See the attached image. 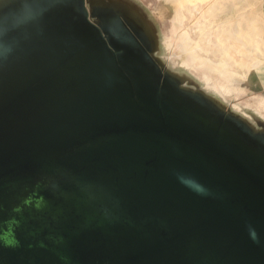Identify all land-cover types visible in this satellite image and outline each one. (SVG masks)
<instances>
[{
  "label": "water",
  "instance_id": "1",
  "mask_svg": "<svg viewBox=\"0 0 264 264\" xmlns=\"http://www.w3.org/2000/svg\"><path fill=\"white\" fill-rule=\"evenodd\" d=\"M84 46L80 43L60 54L54 51L44 58L47 62L43 59L32 66L39 68L38 72L43 70L41 75L21 93L9 97L1 108L5 117L0 119V191L15 182L3 183L1 177L16 174L15 169L30 159L53 155L56 160L50 167L77 170L79 182H85L86 189L94 193L88 202L96 199L105 204L114 168L120 181L125 173L136 172V182L130 185L146 187L142 183L145 167L136 155L150 150L151 158L163 156L167 162H150V190H145L150 206L163 212L167 222L172 219L180 224L182 218L188 226L170 237L178 242L174 244L177 249L169 252L182 255L183 260L189 257L186 264H192L190 256L198 245V256L207 254L209 264H264V158L258 157V161L217 127L213 131L211 125L188 111L184 113L186 109L178 104L166 102L159 89L152 94L137 79L128 84L122 71L113 70L115 58L98 59L90 53L74 62L72 58ZM60 83L63 86L50 95L49 90ZM32 88L37 92L28 91ZM96 120L105 126L136 125L133 161L123 157L115 163L88 162L98 151H115L111 144L85 149L79 143L83 141L80 130L87 128L80 126ZM91 138L93 143L99 139ZM117 150L118 155L125 156L121 146ZM5 212L9 209L0 210V220ZM194 231L198 238L191 234ZM136 264L140 263L136 260Z\"/></svg>",
  "mask_w": 264,
  "mask_h": 264
},
{
  "label": "flooded vegetation",
  "instance_id": "2",
  "mask_svg": "<svg viewBox=\"0 0 264 264\" xmlns=\"http://www.w3.org/2000/svg\"><path fill=\"white\" fill-rule=\"evenodd\" d=\"M106 1L129 12L130 17L135 21L131 24L133 33L128 31L119 19H113L117 26L113 30L115 34L138 42L146 52L145 61H139L134 51L131 53L136 62L124 58L118 61V55H125V51L121 46L112 48L117 60V64L113 66L116 73L122 71L128 84H132L131 80L135 79L141 81L152 94L159 89L162 99L170 104H178L182 109H186L184 113L188 111L202 122L207 120L210 107L219 111L220 115L216 116L211 124L212 130L218 128L238 145L260 159L264 158V127L259 126L260 120L257 124L251 123L235 110L230 108L231 111L220 105L214 99L216 97L209 96L188 76L181 78L177 72L169 68L164 59H161V50L159 51L153 43L152 25L141 14H134L131 11L129 1L124 0V3L120 0ZM93 19L97 24L105 22L95 14ZM106 29L103 27L101 30L109 38L113 31ZM160 42L159 40V46H161ZM143 43L147 45V49ZM120 49L122 53L118 54L116 50ZM125 63L129 65L133 63L137 67L133 74L122 68ZM140 66L144 67V70L140 71ZM155 76L157 80L154 79ZM97 122L96 120L90 125L80 126L87 128L80 130L84 142L79 141V143L85 149L111 144L115 151H98L88 162L115 163L123 160V157L127 162L133 161L135 154L133 155L132 152H137L132 150L133 131L136 125L128 123L116 127L97 124ZM91 137H99V139L93 143L89 141ZM119 146L122 153L126 152L125 156L117 154ZM149 153L150 150L147 152L145 149L143 153L139 152L136 155L137 161L142 162L145 167L142 183L146 187L130 185L136 182V172L125 173L123 181H120L114 168L113 176L108 179L112 187L108 197L105 198V204L96 199L88 202V198L94 193L86 189L85 182H79V177L76 176L77 170L67 171L61 166L50 167V163L56 160L53 155L47 154L49 158L30 159L25 163L27 165L15 169L16 174L1 177L3 183H8L12 179L15 182L9 183L13 187L11 193L0 192L5 196L9 193L13 194L15 199L21 195L23 201L18 206L0 202L1 211L9 209L0 220V264H136V260L140 264L188 263L189 257L184 261L182 255L169 252L177 249L174 244L178 242V239L172 241L170 237L178 236L188 226L183 224L182 218L180 224L172 219L167 222L165 219L167 216L163 212L153 210L150 206L149 194L145 191L147 188L150 190L148 187L151 176L148 170L150 162L162 164L167 162L163 156L155 155L151 158ZM169 163L176 164L173 161ZM141 189L146 192V196L142 197L144 191ZM168 215L170 217L172 213ZM174 218L177 216L175 215ZM194 226L195 224L189 227ZM191 234L194 238L199 237L195 231ZM190 237L185 238L189 240ZM195 250V254L190 256V262L209 264L206 262L207 254L198 256V245ZM166 254H169V258L165 257Z\"/></svg>",
  "mask_w": 264,
  "mask_h": 264
},
{
  "label": "bare ground",
  "instance_id": "3",
  "mask_svg": "<svg viewBox=\"0 0 264 264\" xmlns=\"http://www.w3.org/2000/svg\"><path fill=\"white\" fill-rule=\"evenodd\" d=\"M63 1L57 6L36 4L23 6L20 8V14L24 16L23 20L21 21L22 17L19 18L20 22L17 23L16 28L8 32L9 37L6 35L3 39L1 38L0 46L2 43L10 42L11 39L14 42L12 44L14 49V45L26 41L32 62L27 68H22L23 66L17 67V72L9 78L5 86L0 88V108L4 107V102L9 97L22 88L24 83L22 76L28 73L27 69L30 70L32 66H36L54 51L60 54L62 50L69 49V47L75 48L84 41V38L88 35L87 33H91V25L93 23L94 27L102 26H100L101 28L99 27V30L103 27H117L114 21L109 19H105L103 24L94 22L93 14L89 12L90 0ZM162 1H171L169 6L170 9L172 8L170 14L172 23L169 34L165 35L166 38L159 34L161 54L165 55L166 39L170 38L172 29L175 32L180 27V63L197 70L204 79H199L185 67L183 69L184 73L198 83L202 90L209 95L216 97L222 102L229 101L228 99L233 94L235 95L241 91L244 82L241 80L245 79L248 71L262 63V59L256 56V53L264 56V18L262 15L255 13L246 16V14L239 12L237 16H226L213 23V20L219 17L231 3L233 4L234 0H189L191 9L199 14L195 23L186 26L185 23L183 24V17L187 0ZM170 9H167L168 12H170ZM84 11H87V18L85 19L82 18ZM235 32L240 35H234ZM101 33L103 37L108 38V35L102 30ZM241 37L249 44L247 47ZM90 47H94V49L92 48L93 52H90ZM123 50L125 55H118V61L124 58L136 62L131 50L124 48ZM116 52L121 54L122 49L116 50ZM90 53H94V56L98 59L103 57L116 58L111 48L96 42L81 50L72 59L74 62H79ZM15 56L17 58L21 57L19 53H16ZM15 56L14 62H17L18 59H15ZM236 65L240 66L243 71L239 72V68ZM122 68L132 74L137 69L133 63L130 65L125 63ZM228 106L251 123L257 124V121L260 120L257 116L260 106L257 104L254 105L255 110L253 109L252 114H250V111L241 110L236 103ZM261 112L264 113L263 111Z\"/></svg>",
  "mask_w": 264,
  "mask_h": 264
},
{
  "label": "rangeland",
  "instance_id": "4",
  "mask_svg": "<svg viewBox=\"0 0 264 264\" xmlns=\"http://www.w3.org/2000/svg\"><path fill=\"white\" fill-rule=\"evenodd\" d=\"M120 1L123 2L124 0H120ZM128 1L130 4L129 7H130L131 11L134 14H138V15L141 14L144 17V19L149 24L152 25L153 43L156 44L157 49L160 51L161 46H159V40H160L159 34L162 35V37H165L166 34H169V30H170L171 23H172L171 19H170L171 18L170 14H171L172 8L170 9V6H169L171 1H168V2H164L162 0H128ZM158 1H159V3H158ZM63 2H64L63 0H0V43H1V38L3 39L6 35H7V37H9L8 32H11L12 30H14L16 28L17 23L20 22L19 18L22 17L21 21L23 20L24 16H23V14H20L21 13L20 8H22L23 6H29L31 4L46 5V6H51V5L57 6ZM263 6H264V0H234L233 4L231 3L227 8H225L224 12H222L219 15V17H217L213 20V23H215L216 20H218V19L221 20L226 16H230V17L237 16V15H239V12L246 14V16H248L250 14H255V13L261 14L264 16ZM164 7H165V9H164ZM168 8L170 9V12H168V10H167ZM89 9H90L89 12L97 15L102 20H105V19L113 20L115 18L119 19L120 22H122L128 28V31H132L134 33V30H133L131 24L135 21L130 17V13L125 11V10L120 9L119 7L114 5L112 2H109V1L105 2V0H90ZM84 12L85 13H83L82 18L85 19V18H87V15H86L87 11H84ZM198 14L199 13L197 11H194L193 9H191L190 2H189V0H187L186 1V7H185V14L183 17V24L185 23L186 26L192 25L193 23H195L196 19L198 18ZM24 20H26V19H24ZM74 21H76V20H74ZM88 21H90V20H88ZM243 23H244V21H243ZM134 24H136V23H134ZM89 25H91V24H89ZM93 25H94V23L91 25L92 26L91 27V29H92L91 33L86 32L88 35H87V37L84 38V41L82 42L86 45V46H84L83 49L87 48L88 46H91L92 43H96V42L100 43L102 46L104 45L107 48H111V49L112 48L116 49L117 46L118 47L121 46V48L134 51L139 61H141V60L145 61L146 60V52L144 51L145 49H143L138 42H133V41H131L130 38H124V37L117 36L118 34H115V32L113 31L115 27H113V28L109 27L113 31L112 36H110L109 38L103 37L101 30H99V27L101 25L99 27H97V26L94 27L95 25L94 26ZM109 28H107L106 30L109 31ZM179 31H180V27H178L175 32L172 29V32L170 34V38L168 40L166 39V48L164 50L165 55L163 56L161 54V56H162L161 59L162 60L164 59L166 64H168L169 68L172 71L177 72L181 78H185L184 76L186 74L183 71V69L185 67V68L189 69V71L194 73L199 79H204V77L197 70H193L188 65H184V64L180 63V54H179V36H180V33H179ZM176 32H178V33H176ZM236 34H238V33L235 32L234 35H236ZM238 35H240V34H238ZM241 39L244 41V44L247 47L249 45L247 43V41L243 37H241ZM12 44H14V42L10 39V42L8 41L5 43H2L0 46V88L5 86L6 83L9 81V78H11L17 72V67L23 66L22 68H27L28 65L31 64V62H32L31 61L32 57H31V54H30V51L28 49L26 41H22L16 45H14L15 49H14V47H12ZM143 46L147 49V45H145L143 43ZM92 48L94 49V47H92ZM92 48L90 47V52H93ZM16 53H19L21 55V57L17 58L15 56ZM14 56H15V59H18L17 62H14ZM47 60L48 59H44L42 62H47ZM236 66L239 68V72L243 71V69H241L240 66H238V65H236ZM140 67H141V69H140V71H141L144 67H142V66H140ZM38 69L39 68H37V67L32 68L31 71H29L28 73H26L23 76L24 77V81H23L24 83H23L22 88H20L17 91L18 94L21 93L26 87L31 86L33 81L36 80L37 77H39V75H41V72L43 70L38 72ZM253 70H255V69H252V70L250 69V71H253ZM250 71H248L249 73H247L246 77L253 75V72H251V74H250ZM146 73H148V72H146ZM148 75H150V74H148ZM154 79L157 80V77L155 76ZM241 81L243 82V81H245V79L244 80L242 79ZM61 85L63 86V83L55 84L54 90L53 89L49 90L50 95L52 94V92L58 91L62 87ZM42 87H44V86H42ZM242 87H241V91L235 95L233 94L230 97V99H228L229 101L226 100L227 102H222L217 98H214L212 96L211 97L214 98L220 105H222L228 109H230V107L228 105L236 103L240 106L241 110L250 111V114H252L253 109L255 107L254 105H256V104L258 105V102L256 100V97L258 96V94L253 93V90H249V89H246V92H245L244 82L242 84ZM28 91H30V92L34 91L35 93L37 92L36 89H33V88L28 90ZM54 95L55 94H53V96H52L53 98L55 97ZM186 95L189 96L190 94H186ZM230 101H232V102H230ZM16 102H18V101H16ZM4 103H7V101ZM259 106L261 109V110L260 109L258 110V114H257V116L260 118V121H261V124H259V126L264 127V113L261 112V111L264 112V103L262 105H259ZM1 110L2 109L0 108V111ZM10 110H11V108H8V111H10ZM209 110H210V112L207 115V120L205 121V123H207L208 125H211L214 118L216 116H219L220 113H219V111L213 109L212 107H210ZM0 113H2V115L0 114V119L5 117L3 110ZM6 115H8V114H6ZM28 121L29 120H27L26 122H28ZM30 123L31 122H29V124ZM18 125H20V124H18ZM12 132L15 133L14 131H12ZM259 160L260 159L258 158V161ZM3 165H4L3 167H5V164H3ZM35 186H37V185H35ZM10 190L11 191L13 190V187L11 185L8 186L7 189H5V192L8 193V192H10ZM10 193L5 196L3 193L0 192V202L5 203V204H12V205L15 204L18 206V204H20L23 201L20 197L21 195L17 196L16 197L17 199H15V197L12 196L13 194H10Z\"/></svg>",
  "mask_w": 264,
  "mask_h": 264
},
{
  "label": "crops",
  "instance_id": "5",
  "mask_svg": "<svg viewBox=\"0 0 264 264\" xmlns=\"http://www.w3.org/2000/svg\"><path fill=\"white\" fill-rule=\"evenodd\" d=\"M262 17L264 18L263 15ZM263 38H264V33H263ZM256 56H259L262 59V63L256 68H251L255 70L253 71L249 70L250 74L251 72H253V75H250L249 78L245 77L244 83L246 84H244V90L246 92V89H249V90H253V93H257L258 96L256 97V100L258 102V105H262L264 103V56L258 55L257 53Z\"/></svg>",
  "mask_w": 264,
  "mask_h": 264
}]
</instances>
